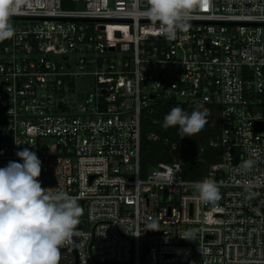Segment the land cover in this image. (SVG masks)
Masks as SVG:
<instances>
[{
	"label": "built area",
	"instance_id": "2783aa9c",
	"mask_svg": "<svg viewBox=\"0 0 264 264\" xmlns=\"http://www.w3.org/2000/svg\"><path fill=\"white\" fill-rule=\"evenodd\" d=\"M17 2L0 41V167L30 148L42 187L77 198L59 264H264V0H194L174 39L148 0ZM160 102L217 107L222 158L201 180L179 161L143 173V121ZM205 179L218 198L199 197Z\"/></svg>",
	"mask_w": 264,
	"mask_h": 264
},
{
	"label": "clouds",
	"instance_id": "9594fccd",
	"mask_svg": "<svg viewBox=\"0 0 264 264\" xmlns=\"http://www.w3.org/2000/svg\"><path fill=\"white\" fill-rule=\"evenodd\" d=\"M199 7L194 0H148L144 14L159 22L166 38L174 39L178 30L190 27ZM18 8L17 0H0V41L14 37L12 17ZM208 115L202 105L190 112L177 106L165 115L163 127H178L189 137L205 127ZM16 156L18 161L0 167V264H59L62 246L79 234L82 208L69 193L42 187V161L35 151L25 147ZM255 156L253 151L239 170H252ZM197 188L202 200L218 198L212 179L198 182ZM147 229L159 231L156 217L147 222Z\"/></svg>",
	"mask_w": 264,
	"mask_h": 264
},
{
	"label": "trees",
	"instance_id": "16d2710c",
	"mask_svg": "<svg viewBox=\"0 0 264 264\" xmlns=\"http://www.w3.org/2000/svg\"><path fill=\"white\" fill-rule=\"evenodd\" d=\"M177 106L189 112L196 107H175ZM203 107L208 109V122L202 130L189 137H183L178 127H163L165 115L174 108L170 103L160 102L154 107L155 112L143 121L141 165L144 174L158 164L179 161L183 165L184 178L197 181L201 180L212 166L221 162L222 151L218 146L221 128L217 107ZM153 134L159 136V140L150 139ZM181 140L185 146L182 149L175 148Z\"/></svg>",
	"mask_w": 264,
	"mask_h": 264
},
{
	"label": "rangeland",
	"instance_id": "374dc122",
	"mask_svg": "<svg viewBox=\"0 0 264 264\" xmlns=\"http://www.w3.org/2000/svg\"><path fill=\"white\" fill-rule=\"evenodd\" d=\"M93 80L92 79H83L79 81V86L83 87L84 89H79V93H89L93 87Z\"/></svg>",
	"mask_w": 264,
	"mask_h": 264
},
{
	"label": "water",
	"instance_id": "95a60500",
	"mask_svg": "<svg viewBox=\"0 0 264 264\" xmlns=\"http://www.w3.org/2000/svg\"><path fill=\"white\" fill-rule=\"evenodd\" d=\"M261 129H262L261 126H257V130H261ZM45 184H47V185H56V181H55L54 176L52 175V180L47 181ZM82 228H85V224L82 225Z\"/></svg>",
	"mask_w": 264,
	"mask_h": 264
},
{
	"label": "snow or ice",
	"instance_id": "6c2138e0",
	"mask_svg": "<svg viewBox=\"0 0 264 264\" xmlns=\"http://www.w3.org/2000/svg\"><path fill=\"white\" fill-rule=\"evenodd\" d=\"M204 7H207V0H202Z\"/></svg>",
	"mask_w": 264,
	"mask_h": 264
}]
</instances>
